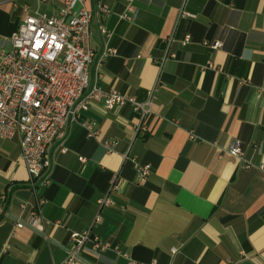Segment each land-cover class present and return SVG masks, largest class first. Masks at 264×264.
I'll use <instances>...</instances> for the list:
<instances>
[{
	"label": "crops",
	"instance_id": "0c3cea01",
	"mask_svg": "<svg viewBox=\"0 0 264 264\" xmlns=\"http://www.w3.org/2000/svg\"><path fill=\"white\" fill-rule=\"evenodd\" d=\"M124 3L84 0L90 80L139 102L155 86L150 112L83 111L96 134L67 125L66 151L50 147L46 185L20 161L19 135L0 139V264H62L70 233L84 230L107 247L88 242L76 264H264V181L228 152L238 140L254 165L264 159V0H188L193 18L179 16L180 0H134L130 20L118 17ZM62 6L0 0V51L25 13ZM100 26L112 30L107 42ZM105 42L115 53L98 64ZM138 164H149L146 176ZM30 210L39 228H15Z\"/></svg>",
	"mask_w": 264,
	"mask_h": 264
},
{
	"label": "built area",
	"instance_id": "2783aa9c",
	"mask_svg": "<svg viewBox=\"0 0 264 264\" xmlns=\"http://www.w3.org/2000/svg\"><path fill=\"white\" fill-rule=\"evenodd\" d=\"M134 0H125L120 19L130 20L135 14ZM188 0H180L179 16L195 17L186 10ZM62 8L55 14L36 9L25 13L6 47L0 51V139L9 140L15 135L20 137V161L31 178L41 185L50 182V147L59 141V149L64 152L66 127L74 122L82 126L88 136H94L93 124L82 118V112L100 103L102 112L121 108L130 104L140 117L150 112L151 100L155 98V86L148 91L147 99L139 102L128 93L115 88L103 89L97 83V75L90 80V68L94 50L90 46L91 19L93 11L87 8L84 0H62ZM26 12V8H23ZM95 11L108 13L109 8L97 2ZM99 32L107 42L112 30L105 26ZM189 40L185 36L184 42ZM170 41L168 39L167 43ZM99 55L98 64L106 56L115 53L107 46ZM220 46L219 42L212 47ZM173 56V54H172ZM164 55L160 62L165 60ZM135 131H146L145 125L133 126ZM104 147L111 149L113 142L104 141ZM243 162V166H255L264 181V159L254 165L245 158L240 142L234 140L228 150ZM149 164H138L137 172L146 176ZM113 187V185H112ZM115 188V187H114ZM44 200L38 199V205ZM110 203L108 197L99 201L100 206ZM24 208L25 204H21ZM95 221H99L96 216ZM39 228L37 210H30L26 220H17L15 228ZM71 247L66 249L62 264H76L86 244L91 243L92 250H103L106 244L93 237L89 230L71 232Z\"/></svg>",
	"mask_w": 264,
	"mask_h": 264
}]
</instances>
